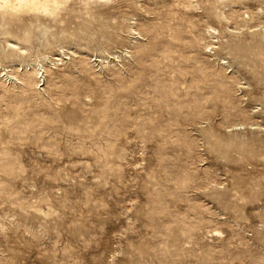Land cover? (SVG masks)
<instances>
[{"label":"rangeland","instance_id":"1","mask_svg":"<svg viewBox=\"0 0 264 264\" xmlns=\"http://www.w3.org/2000/svg\"><path fill=\"white\" fill-rule=\"evenodd\" d=\"M50 7L0 12V264H264V0Z\"/></svg>","mask_w":264,"mask_h":264},{"label":"bare ground","instance_id":"2","mask_svg":"<svg viewBox=\"0 0 264 264\" xmlns=\"http://www.w3.org/2000/svg\"><path fill=\"white\" fill-rule=\"evenodd\" d=\"M59 4V0H43L42 2L40 1V0H31V1H28V0H0V12L1 13H9L10 11H12L13 9H21V8H23V9H38V8H43V9H46V8H48V6L49 5H51V9H54L57 5ZM5 5H8V7H5ZM225 7H223V9H224ZM231 8V7H230ZM235 8V7H234ZM237 8V7H236ZM235 8V9H236ZM245 8H247V7H245ZM248 8H250V7H248ZM214 9V8H213ZM229 9V8H228ZM242 9V8H241ZM216 10V9H215ZM224 10H226V8L224 9ZM232 11V10H231ZM238 11V10H237ZM237 11H235V10H233L232 12H231V17H234L235 18V16H237ZM242 11H243V9H242ZM227 12H228V10H227ZM244 12V11H243ZM247 12V11H246ZM221 13V12H220ZM225 13V12H224ZM239 13V12H238ZM226 14V13H225ZM227 14H229V13H227ZM226 14V15H227ZM243 15V14H242ZM242 15H240V16H242ZM229 16V15H228ZM245 16V15H244ZM227 17V16H226ZM230 17V16H229ZM228 17V18H229ZM231 17L229 18V19H231ZM204 18V17H203ZM128 19V18H127ZM205 19V18H204ZM235 19H238V18H235ZM243 19V18H242ZM239 20H241V19H239ZM233 21H235V20H233ZM238 21V20H237ZM180 22V21H179ZM242 22V21H241ZM247 22V21H246ZM245 21H244V24L246 23ZM181 23V22H180ZM237 24H240V21H239V23H237ZM247 25H249V22L248 23H246ZM148 25V24H147ZM166 25H168V24H166ZM171 25V24H170ZM191 25L193 26V22L191 23ZM236 25V24H235ZM140 26V25H139ZM172 26H175V25H172ZM178 26H179V23H178ZM182 26V25H181ZM181 26H179V27H181ZM209 26V25H208ZM238 26V25H237ZM245 26V25H244ZM130 27V26H129ZM135 27V26H134ZM143 27H144V25H143ZM147 27V26H146ZM145 27V28H146ZM177 27V26H176ZM184 27V26H183ZM191 27V26H190ZM194 27V26H193ZM225 27V26H224ZM239 27V26H238ZM142 28V27H141ZM168 28V27H167ZM240 28V27H239ZM130 29V31H132L131 33L132 34H139V32L138 31H135V29L134 28H132V27H130L129 28ZM137 29V28H136ZM140 29V28H139ZM151 28L150 27H148V30H150ZM154 29V28H153ZM173 29V28H172ZM183 28L181 27V30H182ZM204 29H206V28H204ZM209 29H212V28H209ZM214 29V28H213ZM168 30V29H167ZM170 30V29H169ZM168 30V31H169ZM145 31H147L146 29H145ZM184 31V30H183ZM187 31V30H186ZM209 31V30H208ZM213 31V30H212ZM172 32V31H171ZM185 32V31H184ZM205 32V31H204ZM148 33V32H147ZM157 33H159V31L157 32ZM187 33V32H186ZM209 33V32H208ZM171 34H173V32L171 33ZM195 34V33H194ZM142 35V34H141ZM174 35H175V33H174ZM203 35V34H202ZM201 35V36H202ZM204 35H206V33H204ZM212 36V35H211ZM170 37H172V35L170 36ZM169 37V38H170ZM194 37V36H193ZM199 37V36H198ZM198 37H196V38H198ZM207 37H208V34H207ZM133 38V37H132ZM176 38V37H175ZM180 38V37H179ZM195 38V39H196ZM202 38V37H201ZM200 38V39H201ZM199 39V38H198ZM199 39V40H200ZM214 39V38H213ZM172 40H177V38L176 39H172ZM138 41V40H137ZM178 41V40H177ZM134 41H132V43H133ZM136 43V42H135ZM213 43V42H212ZM138 44V43H137ZM209 44V43H208ZM136 45V44H135ZM140 45V44H139ZM146 45V44H145ZM144 45V46H145ZM189 45V44H188ZM187 45V46H188ZM134 46V45H133ZM205 46V45H204ZM137 47V46H136ZM141 47V46H140ZM139 46H138V48H140ZM143 47V46H142ZM192 47V46H191ZM134 48V47H133ZM145 48H147V45H146V47ZM125 49V48H124ZM141 49V48H140ZM142 50V49H141ZM145 49H143V51H144ZM130 51V50H129ZM142 51V52H143ZM149 51V50H148ZM137 52V51H136ZM129 53V52H128ZM134 53V52H133ZM130 54H132V52L130 53ZM126 55H127V53H126ZM133 55V54H132ZM135 55V54H134ZM146 56V55H145ZM148 56V55H147ZM135 58V57H134ZM136 59V58H135ZM137 59H138V57H137ZM139 59H141V58H139ZM142 60V59H141ZM82 61V60H81ZM86 61H88V60H85V61H82V62H84V63H86ZM137 61V60H136ZM82 62H81V64H82ZM139 62V61H138ZM83 63V64H84ZM87 67V66H86ZM119 73V72H118ZM117 73V74H118ZM116 75V74H115ZM25 77H23L24 78V81L26 82V85H29V86H31L32 84H34V82H35V78L37 77V78H40V82H41V78H42V75H41V73L39 72V70H36L35 72L34 71H32V72H28L27 73V75H24ZM117 76V75H116ZM201 76V75H200ZM203 76V75H202ZM201 76V77H202ZM229 77V76H228ZM194 78H196V77H194ZM198 78V77H197ZM221 78H222V80H223V77H222V75H221ZM193 79V78H192ZM43 80V79H42ZM220 81V82H222L223 83V81H224V83L223 84H225L226 85V82L228 81V79H227V81L225 80V78H224V80L223 81ZM191 81V80H190ZM194 81H196L195 79H194ZM199 81V79H197V82ZM226 81V82H225ZM229 81H231V80H229ZM181 82V81H180ZM122 84V83H121ZM227 84H228V82H227ZM37 85V84H36ZM123 85V84H122ZM164 85H162V87H163ZM195 86V85H194ZM227 86V85H226ZM109 87H110V85H109ZM108 87V88H109ZM125 87V86H124ZM161 87V88H162ZM119 88V87H118ZM156 88V87H155ZM160 88V89H161ZM177 88V87H176ZM195 88V87H194ZM199 88V87H198ZM157 89V88H156ZM197 89V88H196ZM202 89V88H201ZM222 89H224L225 90V87H223ZM186 90H187V88H186ZM155 91H157V90H155ZM175 91H177V90H175ZM185 91V90H184ZM188 91H190L189 90V88H188ZM103 92H105V91H103ZM107 92V91H106ZM187 92V91H186ZM196 92H197V90H196ZM199 92H200V89H199ZM102 93V92H101ZM162 93V92H161ZM160 93V94H161ZM194 93V92H193ZM187 94V93H186ZM185 94V95H186ZM192 94V93H191ZM197 94H198V92H197ZM188 95H189V93H188ZM156 96V95H155ZM173 96H175V94L173 95ZM195 96V95H194ZM198 96V95H197ZM181 97V96H180ZM176 98V97H175ZM174 98V99H175ZM196 98V97H195ZM194 98V99H195ZM111 99V98H110ZM185 100H187V99H185ZM188 100H189V98H188ZM196 100H199V99H196ZM179 101H180V99H179ZM191 101V100H190ZM193 101V100H192ZM195 101V100H194ZM200 101V100H199ZM187 102V101H186ZM191 103V102H190ZM198 103V102H197ZM202 103V102H201ZM107 104V103H106ZM168 104V103H167ZM180 104V103H179ZM178 104V105H179ZM177 105V106H178ZM195 105V104H194ZM198 105H199V103H198ZM169 106V105H168ZM168 106H167V108H168ZM201 106H202V104H201ZM164 107V106H163ZM166 107V106H165ZM199 107H200V105H199ZM195 108V107H194ZM202 108V107H201ZM170 109V108H169ZM180 109V108H179ZM200 108H198V110H199ZM108 110V109H107ZM181 110V109H180ZM195 110H196V108H195ZM197 110V111H198ZM202 110V109H201ZM105 111V110H104ZM103 111V112H104ZM169 111H171V109L169 110ZM173 111H174V109H173ZM172 112V111H171ZM100 113V112H99ZM108 113V112H107ZM199 113V112H198ZM98 115V114H97ZM117 115V114H116ZM109 116V115H108ZM115 116V115H114ZM104 117H105V115H104ZM150 117V116H149ZM99 118H101L100 120L102 121V117H99ZM99 120V119H98ZM146 121H147V119H145ZM144 120V121H145ZM85 122V121H84ZM102 122H104V121H102ZM143 122V121H142ZM140 123V122H139ZM98 124V123H97ZM106 124H108V123H106ZM138 124V123H137ZM142 124V123H141ZM143 124H144V122H143ZM143 124H142V126H143ZM98 125H100V124H98ZM102 125V124H101ZM141 126V127H142ZM146 126V125H145ZM144 126V128H146ZM97 127V126H96ZM107 127H110V126H107ZM112 127V126H111ZM106 128V127H105ZM116 128H118L117 126H116ZM149 128V127H148ZM107 129V128H106ZM114 129V128H113ZM113 129H111V130H113ZM115 132V131H114ZM112 133V132H111ZM121 135V134H120ZM161 136V135H160ZM101 150V149H100ZM99 150V151H100ZM110 152V151H109ZM108 152V153H109ZM104 154H105V152H104ZM101 156V155H100Z\"/></svg>","mask_w":264,"mask_h":264},{"label":"clouds","instance_id":"3","mask_svg":"<svg viewBox=\"0 0 264 264\" xmlns=\"http://www.w3.org/2000/svg\"><path fill=\"white\" fill-rule=\"evenodd\" d=\"M5 7H8V5H5Z\"/></svg>","mask_w":264,"mask_h":264}]
</instances>
